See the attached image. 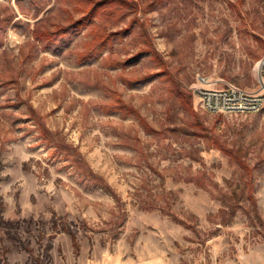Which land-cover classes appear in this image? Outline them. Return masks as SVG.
Wrapping results in <instances>:
<instances>
[{
  "label": "rangeland",
  "instance_id": "1",
  "mask_svg": "<svg viewBox=\"0 0 264 264\" xmlns=\"http://www.w3.org/2000/svg\"><path fill=\"white\" fill-rule=\"evenodd\" d=\"M263 56L264 0H0V264H264V109L193 92Z\"/></svg>",
  "mask_w": 264,
  "mask_h": 264
},
{
  "label": "built area",
  "instance_id": "2",
  "mask_svg": "<svg viewBox=\"0 0 264 264\" xmlns=\"http://www.w3.org/2000/svg\"><path fill=\"white\" fill-rule=\"evenodd\" d=\"M257 91H248L236 85L228 84L217 88L208 86L207 79L198 76V84L193 88L198 105L205 111L223 114L257 113L264 109V56L256 67Z\"/></svg>",
  "mask_w": 264,
  "mask_h": 264
},
{
  "label": "trees",
  "instance_id": "3",
  "mask_svg": "<svg viewBox=\"0 0 264 264\" xmlns=\"http://www.w3.org/2000/svg\"><path fill=\"white\" fill-rule=\"evenodd\" d=\"M119 1H125V0H119ZM105 3H100L98 5H104ZM172 76V74H170ZM173 77V76H172ZM174 83L176 84V93H178L179 95H181L183 98L186 99L187 103L190 104L191 103V98H192V95L191 94H187L186 92H184L181 87H180V83L178 80H174ZM196 117V116H195ZM193 124H197V125H201V121H199V119L196 117V123H193ZM185 129L183 130H187V127L184 126ZM202 132H204L206 129L205 128H202ZM194 134L196 135H200L199 133H197V131L194 132ZM199 151L198 150H194L193 152H190L189 155L195 159V160H198L197 158H199L198 156V153ZM239 152V151H238ZM200 174H202V178H205L206 180L208 179V181H210V178L209 176L207 175L208 173L205 171V170H200L199 171ZM198 185L208 191H210V189L208 188L207 184L204 183V182H198ZM211 185H215V184H210V187ZM217 190V193H218V196L220 195L222 197V200H223V204H224V207L225 208H228L229 210H232L234 211L236 206L238 205V196L236 194L232 195L229 200L228 198L225 196L224 193H222L221 191H219V189H216ZM234 200V202H232ZM221 211H225V210H221Z\"/></svg>",
  "mask_w": 264,
  "mask_h": 264
}]
</instances>
